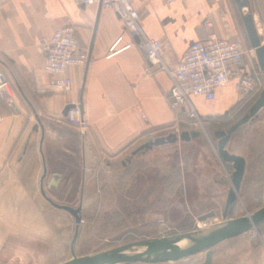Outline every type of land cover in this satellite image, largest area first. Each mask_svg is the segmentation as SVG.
Listing matches in <instances>:
<instances>
[{
	"label": "crops",
	"instance_id": "obj_1",
	"mask_svg": "<svg viewBox=\"0 0 264 264\" xmlns=\"http://www.w3.org/2000/svg\"><path fill=\"white\" fill-rule=\"evenodd\" d=\"M132 2L141 13L145 34L164 43V58L170 68L192 43L208 41L213 35L225 38L227 27L233 39L248 48L235 0ZM250 2L255 22L259 20L263 31L264 0L262 4ZM67 26L75 29V39L80 49L88 51L89 62L85 68L66 70L73 79L71 93L41 96L37 89L50 77L39 38ZM121 35L135 46L107 59L109 47ZM245 63L249 70L259 69L254 55L247 53ZM0 70L6 74L18 106L15 110L0 96V264H37L48 260V254L58 248L56 235L61 227L53 219L66 220L65 212L73 215L51 203L55 199L49 190L61 187L64 180L79 182L82 219L91 168H126L135 166L136 161L148 166L157 149L190 144L202 136L199 128L186 124L180 126L179 134L175 131L179 116L170 107L171 78L159 66L148 63L137 38L125 31L116 13L96 5L84 6L73 0H0ZM192 101L205 125L233 121L228 113L238 116L250 104L232 84L219 89L213 102L202 97ZM69 104L83 106L90 134L83 136L62 122ZM263 111L264 107L249 122ZM159 138L165 143L156 144ZM148 144L151 147H146ZM183 187L188 197L186 182ZM238 248L237 243L227 244L223 255Z\"/></svg>",
	"mask_w": 264,
	"mask_h": 264
},
{
	"label": "rangeland",
	"instance_id": "obj_2",
	"mask_svg": "<svg viewBox=\"0 0 264 264\" xmlns=\"http://www.w3.org/2000/svg\"><path fill=\"white\" fill-rule=\"evenodd\" d=\"M259 1L262 4L263 0ZM247 12L248 9H245ZM236 17L242 37L248 49L252 50L237 9ZM256 24H259V20ZM261 38L264 39V30ZM251 55L256 58L255 51ZM261 79L264 84V74ZM251 107L249 104L244 106L238 116L233 115V121L197 127L202 136L190 144L180 143L157 149L149 157L148 166H143V161H136L135 166L126 168H91V185L83 203L82 221L75 243L77 256L222 222L234 168L232 164L221 160L215 132L228 131L249 114ZM227 149L247 161L236 207L228 215L229 218H238L264 206V111L232 136ZM183 182L187 184L188 197H185ZM78 184V180L66 179L61 187L50 189L49 195H54L55 203L77 209L80 206ZM211 212H215V217L198 220L200 216ZM64 214H67L66 220L53 219L61 227L56 235L58 248L51 252V256L48 254V260L37 264H60L72 258L77 222L69 213ZM263 237L264 223L224 245L216 246L211 264H264ZM235 243L239 248L224 256L225 246ZM40 252L50 253L48 250ZM205 259L206 252H202L167 264H204Z\"/></svg>",
	"mask_w": 264,
	"mask_h": 264
},
{
	"label": "built area",
	"instance_id": "obj_3",
	"mask_svg": "<svg viewBox=\"0 0 264 264\" xmlns=\"http://www.w3.org/2000/svg\"><path fill=\"white\" fill-rule=\"evenodd\" d=\"M73 1L84 6L96 5L116 13L125 31L137 38V45L144 50L148 63L159 66L167 72L172 81L170 107L179 116L174 128L178 134L182 124L205 128V122L192 98L202 97L207 102H213L216 100L217 91L229 84L234 86L245 102H251L264 91L260 69L249 70L245 63L246 54H252L254 50L248 49L241 41L234 40L233 33L228 27L225 38L213 35L208 41L192 43L176 66L170 68L164 58V43L145 34L141 25V13L132 0ZM177 1L186 0H166L167 3ZM74 31L72 26H67L59 28L51 36L39 38L38 47L45 58V72L50 77L45 86L37 89L39 95L71 93L73 79L66 74V70L70 67L87 66L88 51L79 48ZM133 46H135L134 42H125L124 36L121 35L109 47L106 58L112 59ZM0 96L10 107L18 110L15 94L3 70H0ZM72 105L74 107L63 116L62 122L76 129L83 136L90 134L91 125L81 113L80 105ZM228 117L234 116L228 113Z\"/></svg>",
	"mask_w": 264,
	"mask_h": 264
},
{
	"label": "water",
	"instance_id": "obj_4",
	"mask_svg": "<svg viewBox=\"0 0 264 264\" xmlns=\"http://www.w3.org/2000/svg\"><path fill=\"white\" fill-rule=\"evenodd\" d=\"M235 2L241 13L250 47L255 51L260 71L264 73V43L259 35L255 17L251 12V2L250 0H235ZM245 9H248L247 13L244 12ZM73 107L74 105L72 104L67 105L63 115L66 116ZM263 107L264 92L254 102L250 108L249 114L239 120L227 132L217 131L215 133V137L218 140V154L221 160L232 164L234 168L232 187L228 193L222 222L203 229H196L166 237L140 240L107 251L77 256L75 253V243L79 236V229L82 221L80 217L81 206L78 209H74L69 206H60L51 201L54 206L70 212L76 218L77 222V230L72 245V258L60 264H160L178 262L202 252H206L204 264H211L214 253L213 249L216 246L229 239L243 235L264 222V206L252 214H247L238 218L228 217V215L234 211L237 204L238 194L246 171V159L242 156L230 153L227 149L232 134L252 118L256 117ZM80 110L81 113L84 114L82 105H80ZM193 135L197 136L199 133H194ZM185 136H187V134L183 135V137ZM155 143L163 144L165 143V139L159 138ZM146 147H151V144H148ZM213 217H215V212L202 215L198 220L204 221ZM141 248H147L148 250L140 253L135 252Z\"/></svg>",
	"mask_w": 264,
	"mask_h": 264
},
{
	"label": "bare ground",
	"instance_id": "obj_5",
	"mask_svg": "<svg viewBox=\"0 0 264 264\" xmlns=\"http://www.w3.org/2000/svg\"><path fill=\"white\" fill-rule=\"evenodd\" d=\"M257 27H258V30H259V35L260 36H263V31H262V28L260 27V25L259 24H257ZM140 252H145L146 250H148L147 248H141V249H138ZM137 250V251H138ZM137 251H135V252H137ZM140 252H138V253H140Z\"/></svg>",
	"mask_w": 264,
	"mask_h": 264
},
{
	"label": "trees",
	"instance_id": "obj_6",
	"mask_svg": "<svg viewBox=\"0 0 264 264\" xmlns=\"http://www.w3.org/2000/svg\"><path fill=\"white\" fill-rule=\"evenodd\" d=\"M257 99H258V98H256V99L252 100V101L250 102V104H249V105H253V104H254V102H255Z\"/></svg>",
	"mask_w": 264,
	"mask_h": 264
}]
</instances>
